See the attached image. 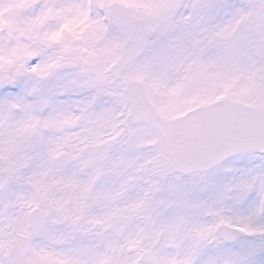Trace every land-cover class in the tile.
Returning <instances> with one entry per match:
<instances>
[{
	"label": "snow or ice",
	"instance_id": "obj_1",
	"mask_svg": "<svg viewBox=\"0 0 264 264\" xmlns=\"http://www.w3.org/2000/svg\"><path fill=\"white\" fill-rule=\"evenodd\" d=\"M0 264H264V0H0Z\"/></svg>",
	"mask_w": 264,
	"mask_h": 264
}]
</instances>
